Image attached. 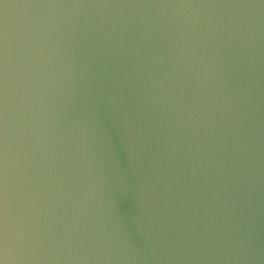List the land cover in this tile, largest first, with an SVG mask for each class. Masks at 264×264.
<instances>
[{"label": "water", "instance_id": "95a60500", "mask_svg": "<svg viewBox=\"0 0 264 264\" xmlns=\"http://www.w3.org/2000/svg\"><path fill=\"white\" fill-rule=\"evenodd\" d=\"M0 264H264V0H0Z\"/></svg>", "mask_w": 264, "mask_h": 264}]
</instances>
